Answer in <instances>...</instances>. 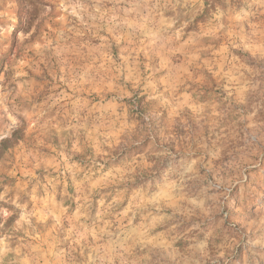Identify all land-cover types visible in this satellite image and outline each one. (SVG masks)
Segmentation results:
<instances>
[{
  "label": "rangeland",
  "instance_id": "1",
  "mask_svg": "<svg viewBox=\"0 0 264 264\" xmlns=\"http://www.w3.org/2000/svg\"><path fill=\"white\" fill-rule=\"evenodd\" d=\"M0 264H264V0H0Z\"/></svg>",
  "mask_w": 264,
  "mask_h": 264
}]
</instances>
